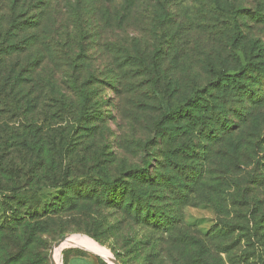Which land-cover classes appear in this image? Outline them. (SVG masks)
<instances>
[{
    "label": "rangeland",
    "instance_id": "374dc122",
    "mask_svg": "<svg viewBox=\"0 0 264 264\" xmlns=\"http://www.w3.org/2000/svg\"><path fill=\"white\" fill-rule=\"evenodd\" d=\"M14 12L30 29L0 82V264H51L63 236L108 256L64 246L57 264H194L196 243L203 264H264L206 201L228 162L264 214V0H0L2 33Z\"/></svg>",
    "mask_w": 264,
    "mask_h": 264
},
{
    "label": "trees",
    "instance_id": "16d2710c",
    "mask_svg": "<svg viewBox=\"0 0 264 264\" xmlns=\"http://www.w3.org/2000/svg\"><path fill=\"white\" fill-rule=\"evenodd\" d=\"M21 14H17L16 12L12 13L11 21L9 22L8 28L2 33L0 31V82H1V77L4 73V71L8 74H11L12 71H14V66H11L12 63V56L14 54H18L17 49L19 48V46L17 45L19 42H23L25 44V38H23L22 40L16 41V38L13 37L15 36V34H17L18 31H22L24 29H26L27 24H23L22 21H19L18 19L20 18ZM30 28L27 27V30H29ZM40 44V40L36 42V46H39ZM58 46H54L53 48H57ZM65 48V46L63 47ZM62 48V49H63ZM72 53V47L69 46L68 49L66 50V64L65 67L68 69V71L71 73L70 76L72 78V75L74 74V68H75V64L78 62V56L77 55H71ZM12 67V71L9 72V68ZM211 69V73H213L214 76H219V77H225L227 70L225 69ZM11 70V69H10ZM178 83V81H177ZM218 83H222L220 81H218ZM189 85H192L191 89H193L194 86H197L195 84V82L192 80L190 82ZM219 85V84H218ZM195 89H197L196 87H194ZM193 91V90H192ZM191 101V100H189ZM186 101L185 103L188 104H192V102ZM214 110H224L225 106L220 107L217 109H215V107H213ZM220 116V115H219ZM219 119V117H217ZM223 119H221L220 121H222ZM220 139V138H219ZM225 140L228 141V137L226 135H224L221 139L219 143L222 144H226ZM173 143V142H172ZM218 142H216L217 144ZM175 144V143H174ZM227 145V144H226ZM244 145L245 142L242 141L241 138H239V142L237 144L238 148H237V152L236 154H234V156L240 160L239 162H242L241 160H243V162H245V158L250 159L252 156V153H247L245 152V154L243 155V159L242 157L238 156L239 154H241L242 152H244ZM249 149V147H248ZM210 154H205L204 157L201 159L199 166H198V170L196 172V175H194V177H192V181L190 183V196H194L196 197V195H198V193H200L199 195L203 198V196L201 194H203V190L207 189L206 186L207 184L205 183V175H207L208 173H206L207 170V165H208V161L210 159ZM224 156V154L222 155ZM249 162V160H248ZM223 168L225 167L227 170L226 172L228 173V175H221L219 177H217L216 179L213 180V182H217L216 185H214L215 187L213 188V191H209L207 192V202L208 204H211L216 211V214L219 218V223H217L216 225V229L214 231L218 232V234H221L222 232H220V228H222V224H224L225 228H229L230 230V237L236 235V230H239L240 232H250L248 233L249 235L252 234L253 237H256V241H264V233L262 232V235L260 237V239L258 238L259 233L263 230L264 231V214L260 217V218H256L255 217V211H251L252 209H249L250 205L253 204V202L250 201V197H249V193L247 192V189H245L244 192V188H247L248 186H250L249 182H243L245 181L243 180H238L236 177H233L234 175H229L231 173L230 171V166L229 163L227 162L226 164H222ZM238 166V165H237ZM249 166V163H244L241 165V167H247ZM242 168V169H243ZM234 179V180H233ZM236 189H234V187H236ZM41 185H38V188H40ZM233 189L232 191H230V189ZM241 189L242 191V196L240 195V191ZM20 189L16 188L14 191H18ZM237 193V198H236V194ZM193 197V198H194ZM151 212H149L150 214ZM176 217L173 218L174 225H177L179 223V221H181V217L182 215L180 214V212L176 213ZM238 215L243 216L244 220L246 218V216H248V218L251 219V221L253 222V228H251V226H249V223H247V221L245 223L241 222L238 223V221H236V217H238ZM232 217L233 222L231 221L230 225L227 224L229 222H227V218ZM253 217V218H252ZM222 222V223H221ZM259 228V230H258ZM251 229V230H249ZM258 230V231H257ZM260 231V232H259ZM259 232V233H258ZM239 237L242 238L241 235H239ZM215 241L218 242V237H216L215 235ZM255 245V244H254ZM253 246V245H252ZM196 247H202L200 248V258L198 259V261H194V264H203L204 262V255H205V251L203 249V245L200 243H196Z\"/></svg>",
    "mask_w": 264,
    "mask_h": 264
},
{
    "label": "bare ground",
    "instance_id": "6f19581e",
    "mask_svg": "<svg viewBox=\"0 0 264 264\" xmlns=\"http://www.w3.org/2000/svg\"><path fill=\"white\" fill-rule=\"evenodd\" d=\"M69 239H70L69 244H64V245H61L60 247H55L53 249L52 259H53L54 264H57L55 261L56 254L64 246L81 247V248L88 250L89 252L93 254L100 255V256H108V252L106 250H104L102 247L98 246L96 243H94L93 241L87 238H82V239H79V241H76L74 239V236H70Z\"/></svg>",
    "mask_w": 264,
    "mask_h": 264
},
{
    "label": "water",
    "instance_id": "95a60500",
    "mask_svg": "<svg viewBox=\"0 0 264 264\" xmlns=\"http://www.w3.org/2000/svg\"><path fill=\"white\" fill-rule=\"evenodd\" d=\"M69 238H70V236H63L54 244V247L50 251V256H49L51 264H54L53 259H52V254H53L52 251H53V249L55 247H60L61 245H64V244H69L70 243V239ZM114 264H117V263L114 262Z\"/></svg>",
    "mask_w": 264,
    "mask_h": 264
}]
</instances>
